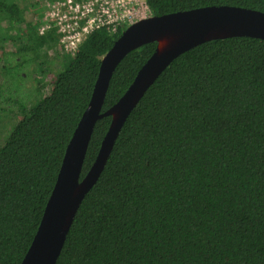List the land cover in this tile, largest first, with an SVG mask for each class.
<instances>
[{
    "label": "trees",
    "instance_id": "trees-1",
    "mask_svg": "<svg viewBox=\"0 0 264 264\" xmlns=\"http://www.w3.org/2000/svg\"><path fill=\"white\" fill-rule=\"evenodd\" d=\"M56 1L0 0V99L7 66L19 72L46 63L58 36L53 28L43 35L37 29L45 4ZM145 5L150 17L210 6L264 13V0ZM125 28L95 30L63 55L49 91L20 109L0 145V264H20L26 254L100 60ZM155 47L143 45L118 63L101 113ZM110 121L95 123L80 179ZM55 264H264V40L208 41L163 70L124 121Z\"/></svg>",
    "mask_w": 264,
    "mask_h": 264
},
{
    "label": "water",
    "instance_id": "water-1",
    "mask_svg": "<svg viewBox=\"0 0 264 264\" xmlns=\"http://www.w3.org/2000/svg\"><path fill=\"white\" fill-rule=\"evenodd\" d=\"M231 37L264 40V13L228 6H210L140 19L128 25L100 60L90 102L65 149L56 182L39 226L20 264H55L76 211L101 174L124 121L148 88L178 56L208 41ZM155 43L152 55L136 73L125 93L100 112L109 80L131 51ZM110 117L97 155L80 179L95 123Z\"/></svg>",
    "mask_w": 264,
    "mask_h": 264
},
{
    "label": "built area",
    "instance_id": "built-area-1",
    "mask_svg": "<svg viewBox=\"0 0 264 264\" xmlns=\"http://www.w3.org/2000/svg\"><path fill=\"white\" fill-rule=\"evenodd\" d=\"M136 4L137 0H58L46 3L45 16L37 32L43 35L53 28L61 53H73L95 30L107 27L115 32L119 26L134 23ZM143 6L146 8L145 0Z\"/></svg>",
    "mask_w": 264,
    "mask_h": 264
},
{
    "label": "rangeland",
    "instance_id": "rangeland-1",
    "mask_svg": "<svg viewBox=\"0 0 264 264\" xmlns=\"http://www.w3.org/2000/svg\"><path fill=\"white\" fill-rule=\"evenodd\" d=\"M135 9L133 22L149 17L147 9L143 6V0H137ZM45 12L46 9L44 8L43 17ZM5 49L7 50L8 47H5ZM9 49H11L10 46ZM48 50L45 55L47 58L44 60L46 63L40 65L38 69L34 65L22 67L19 72L10 66L5 68L9 81L0 99V145L5 141L16 121L20 119V109L33 106L38 100L37 98L49 91L52 77L61 65V57L66 53L62 54L56 44ZM2 64L0 62V67ZM16 75L21 76V80H15ZM2 81L0 75V83Z\"/></svg>",
    "mask_w": 264,
    "mask_h": 264
}]
</instances>
